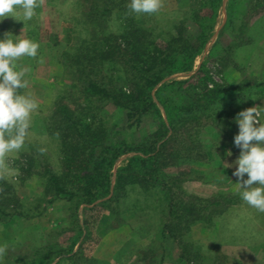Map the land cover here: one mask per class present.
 <instances>
[{"label":"rangeland","instance_id":"rangeland-1","mask_svg":"<svg viewBox=\"0 0 264 264\" xmlns=\"http://www.w3.org/2000/svg\"><path fill=\"white\" fill-rule=\"evenodd\" d=\"M230 1L222 0L211 36L195 57L191 69L170 75L152 92L167 120L165 107L169 111L183 98V91L182 94L177 91L172 81L191 80L200 76L201 69H206L209 86L213 82L223 83L228 90L223 100L227 102L223 107L226 117L217 124L205 123L204 119L200 122V139L206 152L198 160H183L167 169L174 176L185 173L179 176L183 180L176 191L185 199H199L197 203L204 207V220L191 224L178 244L161 233L166 214L164 196L153 189L144 191L138 185L131 186L127 196L115 207L117 216L107 209L90 208L99 201L79 205V221L86 219L91 233L84 241L81 237L76 242L73 251L82 243L83 258L75 261L77 264H186L178 258L185 244L186 253L196 255L186 254L195 264H264V213L241 200V189L233 176L235 168L227 166L233 164L240 152L233 143L238 133L235 116L249 107L264 108V9L254 12L256 0H239L233 6L229 25ZM198 2L161 0L160 10L152 15L160 23L178 20L184 18L189 8L198 7ZM39 5L31 21H21L23 16L19 9L16 18L0 21V37L10 33L40 45L38 58L24 57L19 62L31 69L25 76L28 86L21 91L38 102V109L32 114L23 147L0 158V176L11 185L10 202L24 213L11 219L0 216V247L4 248L0 264H35L32 260L35 250L41 251L54 242L66 249L69 238L76 233L70 216L72 205L63 199L50 202L51 198L42 196V173L44 167L50 166L61 171L60 141L48 131L58 106L66 104L80 110L78 107L88 99L82 89L83 76L79 73L84 63L72 64L71 56L79 48L81 56L86 51L77 46L90 31L82 15L91 5L82 0L80 4L77 0H39ZM187 23L196 31L195 24ZM183 88L184 92L190 89ZM91 106L97 119L104 112L108 113L110 124L122 119L123 114L110 105L92 100ZM187 125L190 127L193 123ZM138 154L131 151L116 158L110 171V193L117 170ZM214 202L218 205H213ZM213 208L222 212L208 213ZM103 217H109L108 222L101 220ZM59 263L69 264V260L63 262L55 257L49 264Z\"/></svg>","mask_w":264,"mask_h":264},{"label":"trees","instance_id":"trees-1","mask_svg":"<svg viewBox=\"0 0 264 264\" xmlns=\"http://www.w3.org/2000/svg\"><path fill=\"white\" fill-rule=\"evenodd\" d=\"M82 1L91 5L82 15L90 31L77 46L86 48L85 53L81 56L79 48L71 60L76 66L84 63L79 73L83 76L82 89L88 99L78 107L80 110L66 104L58 106L48 131L60 141L61 171L50 166L44 167L42 173V196L51 198L50 202L63 199L72 205L70 216L76 233L69 238L66 249L54 242L42 247L41 251L35 250L32 258L35 264H49L55 257L63 262L69 260V264L83 260L82 243L73 250L76 242L81 237L84 241L91 232L86 219L82 223L79 221V205L99 201L90 208L107 209L117 216L115 207L134 185L144 191H159L164 196L166 214L161 233L179 244L191 224L204 220V207L197 203V197L188 200L177 193L178 183L183 180L179 176L185 173L174 176L167 169L183 160H198L206 152L200 139L202 119L205 123L217 124L226 117L223 107L227 102L223 100L228 90L223 83L213 82L209 86L210 76L206 69H201L200 76L191 80L171 82L181 94L183 91V98L169 111L165 104L167 120L152 94L170 75L191 69L195 57L203 51L211 36L222 0H198V7L189 8L184 18L165 23H160L152 14L130 12L129 0ZM238 1L229 3V25L233 6ZM80 3L81 0H77V4ZM262 8L264 0H256L253 11ZM188 21L195 24L196 31L189 27ZM184 86L190 89L184 92ZM91 99L110 105L124 117L115 124H110L105 112L95 118ZM188 123L193 125L188 127ZM131 151L139 154L117 170L110 193V171L114 161ZM11 197V185L0 176V216L10 219L24 214L12 205ZM214 210L217 214L222 212L213 208L208 213ZM107 220L109 217L104 221ZM84 226L87 227L84 229ZM185 245L181 247L179 260L195 264L187 255H196L187 254Z\"/></svg>","mask_w":264,"mask_h":264},{"label":"clouds","instance_id":"clouds-1","mask_svg":"<svg viewBox=\"0 0 264 264\" xmlns=\"http://www.w3.org/2000/svg\"><path fill=\"white\" fill-rule=\"evenodd\" d=\"M39 0H0V21L16 18L22 11L21 21H31L36 15ZM128 8L135 14H155L161 8V0H129ZM15 37V38H14ZM20 35L6 33L0 37V158L19 151L25 144L31 127L32 114L38 102L21 90L26 89V73L29 67L20 65L21 58L36 59L40 45ZM43 63V58H40ZM238 133L233 143L240 150L233 164V176L241 189V200L251 208L264 213V108L249 107L234 118ZM231 155V153H229ZM4 248L0 247V254Z\"/></svg>","mask_w":264,"mask_h":264}]
</instances>
